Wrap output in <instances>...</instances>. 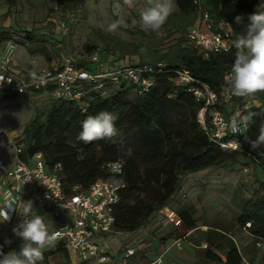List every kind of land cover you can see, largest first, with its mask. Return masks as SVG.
Listing matches in <instances>:
<instances>
[{"label": "trees", "instance_id": "1", "mask_svg": "<svg viewBox=\"0 0 264 264\" xmlns=\"http://www.w3.org/2000/svg\"><path fill=\"white\" fill-rule=\"evenodd\" d=\"M259 2L260 0H204L203 5L216 22L228 21L238 36L246 31L247 15L254 11ZM176 4L177 10L172 11L165 24L180 26L181 34L177 42L165 51L158 50L144 30H141L143 36L140 43H131L96 31L102 46L99 52L101 60L110 64L129 54L138 57L137 61H131L133 63L161 69L154 75L155 83L149 91L138 93L135 85L126 82L109 84L104 93L88 87L89 106L85 112L75 102L50 94L52 99L44 116L31 118L24 127L26 155L43 152L49 169L56 163H61L63 185L67 192L74 185L86 191L95 179L107 177L102 168L104 162L124 160L123 172L113 177L115 181L125 184L120 189V200L114 211V229L119 232H135L147 227L153 216L166 207L173 195L180 190L182 178L188 173L231 164L227 161L228 157L234 162L239 152L251 154L262 153L263 150L253 151L244 138L237 135L242 144L241 149L225 151L211 139L199 122L198 111L205 106V100L198 99L188 90L187 85H180L171 70L181 67L189 69L195 78L209 84L220 95L221 90L228 87L223 77L231 69L236 49L233 47L228 52H211L208 57H204L184 38L190 22L196 17L197 5L194 0H176ZM238 15L242 16L239 23L235 22ZM27 34L25 40L29 46L28 51H39L51 60L49 49L44 45H34L36 36L31 32ZM10 38L9 30L0 29V44ZM142 48L145 49L144 52H141ZM59 55L61 58L70 54L61 51ZM74 63L93 73L100 71L93 59L80 58ZM17 95L19 94L11 93L12 97ZM256 97L264 105V93H257ZM246 101L247 98L236 97L234 108L237 107L244 114L249 111L257 113L246 133L255 139L260 126L264 124V108H257L256 104L246 106ZM219 106L228 116L232 112H227L226 104ZM177 110L184 112L185 122L182 126H176L173 121ZM101 111L117 116L116 135L92 143L79 140L82 122ZM260 159L264 165V154ZM237 196L240 211L236 222L255 237L256 249L252 252L255 255L258 251L257 243L264 241V193ZM195 212L192 206H180L177 211L188 230L202 232L201 238L207 243V247L204 251L198 248L200 261L208 264H243L244 258L247 259L246 251L238 247L231 229L222 224H209L203 231L194 217ZM170 237L180 236L169 231L161 240ZM200 241L199 238L195 242L200 245ZM54 253H61L71 260L69 250L62 243H57L52 249L43 251L44 259L40 264H48L49 256ZM127 264L156 263L145 253H141L139 257L136 253Z\"/></svg>", "mask_w": 264, "mask_h": 264}, {"label": "built area", "instance_id": "2", "mask_svg": "<svg viewBox=\"0 0 264 264\" xmlns=\"http://www.w3.org/2000/svg\"><path fill=\"white\" fill-rule=\"evenodd\" d=\"M194 3L197 5V20L184 33L188 44L197 48L204 57H208L211 52L230 51L233 48V41L237 38L232 25L225 20L216 22L204 7V0H194ZM12 51L11 46L0 59V79L3 81L0 85V95L43 90L56 98L75 102L82 112L89 106L88 87L104 93L109 84L126 82L135 85L138 93H145L154 85V75L161 71L152 65L128 60L109 64L95 55L92 59L98 64L100 71L93 73L78 67L74 63L76 58L64 55L38 74L25 76L12 68L10 56ZM171 71L180 85H187L188 90L198 99L205 100V106L201 109L208 112L211 123L206 126L207 118L200 123L211 139L225 151L241 149L240 138L233 135L228 128L231 116L241 110L236 107L230 118L225 119V113L219 106L234 103L236 97L231 95L230 89L224 87L218 95L209 84L195 78L189 69L181 67ZM251 101L252 99L246 101V106L250 105ZM233 142L239 147H234ZM249 155L260 163V156L263 154ZM102 168L107 177L95 179L86 191L74 185L67 192L63 185L62 164L56 163L49 169L43 152L26 155L24 135L13 137L0 123V173L10 181L9 199L20 207L23 205L21 186L29 189L37 186L38 188L31 192L35 200L50 205L56 217H59L60 211L70 213L73 217L70 221L66 214L62 217L61 224L52 231L59 233L55 245L62 243L69 250L71 257L76 256L78 264H127L137 253L136 248L127 247L119 253L118 258H115L101 242L103 238L120 233L114 229V211L120 200V189L125 184L115 181L113 177L123 172L124 160L106 161ZM34 210L40 215L36 208ZM165 214L166 219L176 227L185 226L183 219L175 211L171 212L168 209ZM19 222L20 217L16 213H11V220L6 223L14 228ZM189 233L190 230L187 229L176 243L180 246L182 241L187 240ZM202 246L207 247V244L204 243ZM0 247L7 253L6 245L2 241Z\"/></svg>", "mask_w": 264, "mask_h": 264}, {"label": "rangeland", "instance_id": "3", "mask_svg": "<svg viewBox=\"0 0 264 264\" xmlns=\"http://www.w3.org/2000/svg\"><path fill=\"white\" fill-rule=\"evenodd\" d=\"M172 5L173 10H177L176 0H172ZM146 6V0H133L131 6L125 4L124 0H75L74 2L68 0H0V29H7L11 33V38L0 44V59L12 46L11 66L26 76L38 74L59 61L61 51L75 56L76 59L89 60L95 55L100 56L102 46L96 31L131 43H140L143 36L140 13ZM121 19L125 22L124 26L114 31L108 30L110 24ZM193 21L190 22L189 27ZM179 29H181L180 26L164 24L158 32L146 31V33L152 38V43L158 50L165 51L177 42L181 34ZM28 32L36 36L34 45H44L49 49L51 60L39 51H28L29 46L25 40ZM137 59V56L129 54L121 58L123 61H137ZM18 94L14 97L11 93L0 95V123L13 137L24 135V127L31 118L35 116L42 118L52 99L51 95L43 90ZM249 99H252L251 104L259 101L256 95L253 98H247V101ZM234 109V103L226 104L227 112ZM183 113V110L176 111L173 119L176 126L184 124ZM231 114L232 112L229 116L225 114V119L230 118ZM197 117L199 122L207 118V127L211 123L210 115L202 109L198 111ZM262 153L264 154V148ZM227 161L231 164L185 175L182 178L180 190L173 195L167 205L169 210L177 213L180 206H192L196 211L194 216L198 221L197 224L202 230H206L209 224H222L232 230L236 229V217L240 211L236 202L237 194L251 196L264 193V165L261 162L257 163L245 151L239 152L236 161L232 162V158L229 157ZM165 208L157 212L147 225L151 228L150 233L158 239L167 231H174L175 234L182 236L187 232L186 226L177 228L168 221L165 214L168 209ZM59 213V217L55 218L57 221L53 220L50 215H41L48 224L50 232L56 228L55 226L66 214L70 221L73 220L70 213L63 211ZM143 229L135 231L134 234L127 232L126 238L123 237L124 232L115 233L110 240L106 237L101 242L105 246L112 245L111 249L134 247L137 249L138 257L141 253H148L152 256L154 255L152 249L139 250L138 248L144 240L134 235L137 232L140 234ZM201 233L198 230L195 232L191 230L187 240L190 237L199 239L202 237ZM119 238L121 243L118 241ZM262 260H264V255ZM48 264H78V261L74 255L71 260H68L61 253H54L49 256Z\"/></svg>", "mask_w": 264, "mask_h": 264}, {"label": "clouds", "instance_id": "4", "mask_svg": "<svg viewBox=\"0 0 264 264\" xmlns=\"http://www.w3.org/2000/svg\"><path fill=\"white\" fill-rule=\"evenodd\" d=\"M131 6L133 0H124ZM147 6L140 13L142 30L158 32L165 24L173 11L172 0H146ZM242 16L235 17L239 23ZM123 19L113 22L108 26L109 31H114L124 26ZM236 49L235 59L229 72L224 74L225 85L230 89L232 96L238 98H253L257 93H264V0L255 5L254 11L247 15L246 31L237 36L233 41ZM145 49H141L144 52ZM3 81L0 79V85ZM257 108H264L259 101L255 102ZM255 112L247 114L237 111L228 121V128L233 135L243 136L250 148L255 151L264 148V124L259 128L255 139L250 138L248 132ZM117 116L108 111H101L95 116H89L82 122V131L78 139L84 143L111 138L116 135L115 121ZM234 147L239 145L233 142ZM11 213L20 217V222L12 229L15 236L22 240L19 251L4 253L0 247V264H40L43 261L45 248L54 247L58 239V232H50L44 217L34 210L32 200L25 201L20 207L5 196L0 204V223L10 222ZM11 243V241H6Z\"/></svg>", "mask_w": 264, "mask_h": 264}, {"label": "crops", "instance_id": "5", "mask_svg": "<svg viewBox=\"0 0 264 264\" xmlns=\"http://www.w3.org/2000/svg\"><path fill=\"white\" fill-rule=\"evenodd\" d=\"M196 20L197 18L195 17L193 23L194 22L196 23ZM8 162L11 163L10 160H8ZM36 188L38 187L34 186L33 188L29 189L25 186H21L23 204L25 201L32 200L34 203V208H36L39 211L40 215H50L53 220L57 221L55 219L56 216L54 215L53 210L50 207V205L44 202H39L32 197L31 192L35 190ZM10 190L11 189H10L9 179H7L5 175L0 173V204L3 203L6 195L8 198L10 197V193H9ZM165 209H169V208L166 206ZM60 224L61 222L59 221L58 225L55 227H58ZM12 229L13 227L9 226L6 222L0 223V241H2L6 245L7 252L13 251V250L19 251L20 246L22 244L21 239L14 235ZM150 230H151L150 227L144 228L140 234L137 232L134 236H139V238L142 237V239L144 240L138 245L139 250L152 249V253L154 255L150 256L148 255V253L146 255L148 258L153 260L154 263L156 264H208L205 261H200L201 255L199 254V249H201V251H204L203 249L206 248L202 246L204 243H206L204 240H202V238H200L201 240L200 245L196 244L195 241L197 239L195 237H190L189 240H185L182 245L177 246L176 241L181 236L178 238L170 237L163 241L161 240V237L165 236L169 231L165 232L164 234L161 233L163 235H160V238L158 239L157 236L150 233ZM9 231H12V232L9 233ZM231 232L233 234V238L236 241L238 247L246 251L247 259L244 258L243 264H264V260H262V257L264 255L263 253L264 241H259L257 243L258 251L254 255L252 252L256 249L255 237L251 235L248 230L240 227L239 224H237L236 229H233V230L231 229ZM131 233L134 234V232H130V234ZM127 234H128L127 232H124L123 237L126 238ZM110 237H109V240L111 239ZM6 241H11V243L10 244L6 243ZM118 241L119 243H121L120 238L118 239ZM115 242L117 243V240ZM111 246L112 245L110 246L108 245L107 247L111 251V253L115 255V258L116 257L118 258L119 253L123 249H117V247H114V249H111L112 248ZM251 258H252V262H251ZM209 264H216V263L209 262Z\"/></svg>", "mask_w": 264, "mask_h": 264}]
</instances>
